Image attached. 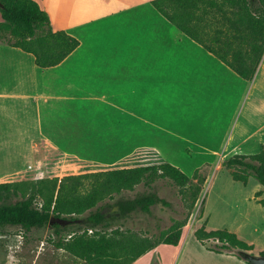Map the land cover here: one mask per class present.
Instances as JSON below:
<instances>
[{
  "label": "crops",
  "instance_id": "0c3cea01",
  "mask_svg": "<svg viewBox=\"0 0 264 264\" xmlns=\"http://www.w3.org/2000/svg\"><path fill=\"white\" fill-rule=\"evenodd\" d=\"M35 1L52 30L79 44L42 68L0 41V183L32 176L36 164L52 176L59 159L107 170L197 153L212 172L264 149V52L245 80L151 0ZM262 188L256 180L252 195Z\"/></svg>",
  "mask_w": 264,
  "mask_h": 264
},
{
  "label": "trees",
  "instance_id": "16d2710c",
  "mask_svg": "<svg viewBox=\"0 0 264 264\" xmlns=\"http://www.w3.org/2000/svg\"><path fill=\"white\" fill-rule=\"evenodd\" d=\"M151 4L241 78L252 79L264 52V0H151ZM0 15V41L31 53L39 67L57 65L79 44L64 30H52L48 13L35 0H0ZM222 166L230 169L233 180L246 184L252 176L264 189L262 145L256 153L225 158ZM159 179L177 187L184 208L181 218H171L154 236L108 229V207L113 209V218L121 220L136 213L149 214L158 203L170 206L153 190L121 196L139 184L151 188ZM205 180L199 169L189 177L180 167L160 162L1 182L0 227H48L56 248L86 264H132L160 243H179ZM259 195L256 191L255 196ZM106 197L113 201H104ZM259 202L264 204L263 199ZM193 235L208 250L241 259L243 252L254 248L227 228L207 229L205 222ZM259 255L264 256V251Z\"/></svg>",
  "mask_w": 264,
  "mask_h": 264
},
{
  "label": "rangeland",
  "instance_id": "374dc122",
  "mask_svg": "<svg viewBox=\"0 0 264 264\" xmlns=\"http://www.w3.org/2000/svg\"><path fill=\"white\" fill-rule=\"evenodd\" d=\"M1 17V16H0ZM210 32V31H209ZM177 160L168 161L180 167L189 177L199 169L206 176L205 183L199 197L191 210L182 236L177 245L158 244L153 249L141 255L132 264H249L245 260L227 253H218L208 250L193 235L195 229L203 222L207 229L227 228L235 232L241 239L252 243L250 251L258 254L264 251V189L253 200L252 190L256 180L249 184L235 181L230 176V169L210 170V161L204 162L200 154H177ZM52 176H63L69 172H89L105 167L97 162H77L70 159H59L54 162ZM160 162L125 160L114 166L146 165ZM43 166H32L33 175L25 179L40 178ZM39 174V175H38ZM57 174V175H55ZM77 174V173H73ZM45 177L48 176L45 173ZM248 181V180H247ZM155 191L160 197L170 202V206L161 203L151 207V213H136L126 219L113 218L111 207L106 208V217L111 223L110 228L121 232L132 230L144 236H154L159 229L166 228L171 218H181L184 208L182 197L177 187L167 179L157 180L151 188L139 184L132 191H124L121 196L132 197L138 192ZM203 199V213L200 214L201 200ZM104 201L113 200L106 197ZM48 227L25 230L20 226L0 227V264H86L82 260L58 249L50 241Z\"/></svg>",
  "mask_w": 264,
  "mask_h": 264
},
{
  "label": "water",
  "instance_id": "95a60500",
  "mask_svg": "<svg viewBox=\"0 0 264 264\" xmlns=\"http://www.w3.org/2000/svg\"><path fill=\"white\" fill-rule=\"evenodd\" d=\"M242 259L249 264H264V256L254 254L249 251H245L242 253Z\"/></svg>",
  "mask_w": 264,
  "mask_h": 264
},
{
  "label": "built area",
  "instance_id": "2783aa9c",
  "mask_svg": "<svg viewBox=\"0 0 264 264\" xmlns=\"http://www.w3.org/2000/svg\"><path fill=\"white\" fill-rule=\"evenodd\" d=\"M28 167H30V166H28Z\"/></svg>",
  "mask_w": 264,
  "mask_h": 264
}]
</instances>
